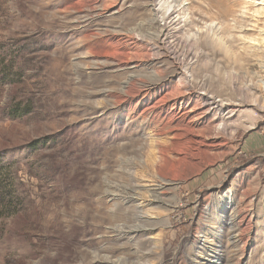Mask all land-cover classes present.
<instances>
[{
	"label": "rangeland",
	"instance_id": "obj_1",
	"mask_svg": "<svg viewBox=\"0 0 264 264\" xmlns=\"http://www.w3.org/2000/svg\"><path fill=\"white\" fill-rule=\"evenodd\" d=\"M247 1L0 0V264H264Z\"/></svg>",
	"mask_w": 264,
	"mask_h": 264
},
{
	"label": "bare ground",
	"instance_id": "obj_2",
	"mask_svg": "<svg viewBox=\"0 0 264 264\" xmlns=\"http://www.w3.org/2000/svg\"><path fill=\"white\" fill-rule=\"evenodd\" d=\"M251 1H253V0H248L247 1V3H252ZM219 2L222 4V5H224V9H222V10H220L221 11V13H226L227 12V10H229V7H228V4L227 3H229V0H219ZM171 8H172V4L171 3H169V0H164V2L163 3H160L159 4V9L156 11V13L159 15V17H162V18H164L169 12H170V10H171ZM249 8H248V6L247 5H245V6H242L241 8H240V11L238 12V13H242V15H244L245 17L247 16V14L249 13V10H248ZM231 11H232V9H231ZM173 13H178V15H179V10H177V11H173L172 13H171V15L173 14ZM156 14V15H157ZM170 15V16H171ZM244 18V17H243ZM156 22H158V20L156 19ZM160 24V23H159ZM208 26V28H209V30H211L212 32H216L217 34L216 35H218L221 31H222V28L219 26V27H217V24L213 21V22H211V23H209V25H207ZM262 41H263V46H264V38L262 39ZM259 42H261V41H259ZM178 95H183V94H180V93H178ZM223 102V101H222ZM229 102H232V100H229ZM215 103V102H214ZM222 105V104H221ZM182 106H183V104H182V102L180 103V107H179V110L180 111H182ZM218 106H220L219 104H218ZM185 109H186V106H183ZM198 107V103H196L195 105H194V108H197ZM185 109H183L184 110V112H185ZM190 112V110H188V111H186L185 113H189ZM180 156V152H178L177 153V156L176 157H179ZM163 157H166V155H163Z\"/></svg>",
	"mask_w": 264,
	"mask_h": 264
},
{
	"label": "trees",
	"instance_id": "obj_3",
	"mask_svg": "<svg viewBox=\"0 0 264 264\" xmlns=\"http://www.w3.org/2000/svg\"><path fill=\"white\" fill-rule=\"evenodd\" d=\"M25 113V112H24ZM24 113H22V114H24ZM22 114H20V115H22ZM20 115H18V116H20ZM0 163H1V159H0ZM0 187H1V185H0ZM1 189V188H0Z\"/></svg>",
	"mask_w": 264,
	"mask_h": 264
}]
</instances>
